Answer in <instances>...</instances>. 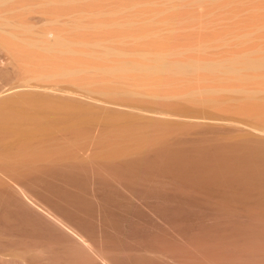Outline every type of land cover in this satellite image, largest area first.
Instances as JSON below:
<instances>
[{"label":"rangeland","instance_id":"obj_1","mask_svg":"<svg viewBox=\"0 0 264 264\" xmlns=\"http://www.w3.org/2000/svg\"><path fill=\"white\" fill-rule=\"evenodd\" d=\"M157 52L161 56V52L166 54L161 59ZM174 55L178 56L177 59ZM156 57L159 61L156 59L154 62L153 59ZM191 58L194 59L191 61ZM123 59L128 62L130 60L129 64L133 63L134 68L132 64L129 65L132 66V70L131 68L127 70L122 65ZM261 59L264 60V0H0V99L4 97L3 104L12 95L17 98L20 97L19 93L23 95L25 94L23 92H26L39 97L41 95L42 98L51 97L52 102L56 100V103L57 100L59 102L68 100L69 104L73 101L72 106L86 105L97 112L94 116L96 119L83 134L58 128L51 145L48 142L47 146L46 143L43 145V141L40 140L33 141L34 147L39 146L40 143L42 145L40 144L37 150L32 145L33 152H30L32 156L29 151L26 152L29 153L26 156L31 158H25V151L21 152L19 147L22 153V155L19 153L20 157L25 158L24 161L18 158L17 143L14 146L13 144L7 146L8 152H0L4 154V156L1 154L2 159H0V264H48L51 258L53 259L54 248L57 247L60 249L59 255H65L66 252L63 251L69 252L75 248L83 250L85 254H93L96 248L93 242L69 217L65 209L67 203L61 193H58V189L52 188L49 184L57 183L54 186L78 193L81 197L92 199L99 204L96 181L99 172L108 175L112 184L125 198L150 214L154 221L160 222L174 239L175 244L183 246V248L177 246L172 248L175 244L169 243L168 246L173 249L171 252L168 246V252L163 251L166 247L162 249L158 246L159 250L145 248L144 252L156 258L161 264H264L263 204L248 198L242 205L244 210L235 218L236 223L241 224L240 228L242 227L243 232H239L240 235L233 229H230L232 234L235 233L233 235L224 233V231L228 232L230 227L217 211H211L212 209L209 208L206 210L209 214L203 209L199 210L201 207L199 208L198 205L196 207L192 204V209L198 208L197 212L200 214L198 219H196L198 214L193 217L197 220L196 223L202 218L201 224L207 223V226L210 225L209 229L212 227L206 237L211 236L210 234L215 236L213 234L216 231L213 232L215 228H219V225L220 233L225 234V237H222L218 229L216 235L219 234V238L203 236L204 239L195 240L193 237L181 236L175 232L148 203L141 200L131 188L109 172L110 168L103 165L107 158V147L110 143L114 144L111 142V136L116 135L115 130L118 126L116 127L115 124L122 122L120 118L124 114L128 116L122 117L123 121H130L133 125L138 124L141 134L145 131L143 135L149 134L147 131L153 127L149 123H154V120H159L158 122L164 120L163 123L170 125L175 123L172 124L174 127L171 125L170 128H164V132L156 129L160 135L162 132L165 138H168L167 134L171 136L172 132L173 140L177 142L180 139L184 145L191 142L264 144V61L262 62ZM198 60L203 61L201 65H204V68L193 64L195 68L200 69L195 71L198 73H190L195 70L193 66L190 67L191 64L194 61L197 63ZM231 60L232 63H237L235 65L237 73H234L235 70H231L233 72L225 70L226 66L231 65ZM245 60L253 62V67L250 64L245 65ZM253 60H256L255 63ZM186 61H190V65L188 62L185 63ZM242 61L244 63H241ZM257 61L263 65L256 64ZM159 62H163L161 64L164 66V69L161 68L164 72L160 75L159 66L148 65L157 66ZM176 62L186 66L189 72L185 67L183 69L189 78L185 77L186 72L177 74L180 65ZM212 63H217L216 66L221 64V68L215 66L214 69ZM118 64L124 66V71H121V66L117 68ZM135 64L137 67L141 64L140 68L144 67L143 70L146 66L145 70L149 67V71L151 68L153 70L157 68L158 73L149 72L148 76L146 71L144 73L139 67L135 68ZM167 64L172 72L169 70L168 73V68L165 69ZM172 64L173 66L170 67ZM111 66H115L114 69L110 68ZM177 66L175 73L174 69ZM244 67L247 69L244 70ZM241 69L245 73H242ZM238 70H241V73ZM232 73L235 77L231 75ZM163 74L167 76L163 77ZM215 75H217L216 79H214ZM223 75L233 78L227 80ZM168 77L173 83L167 79ZM176 77L178 80L175 79ZM162 79L165 80L164 84ZM207 86L211 91L210 87H213L214 91L210 92ZM191 88L195 89L193 93L189 91ZM196 88L199 90L197 91ZM128 91H131V95ZM187 93L190 94L188 98ZM116 113L121 116L118 117L120 121L118 123L117 120L115 121ZM130 116L131 119H135V123ZM53 118L56 121L55 119H60L61 115H56V118L54 115ZM147 121H149L148 126L145 125ZM113 124L115 129L112 130ZM146 126L150 127L146 128L147 131ZM174 128H178L175 134L172 131ZM170 129L171 131L167 133ZM153 131L150 132L151 135L155 133L158 135L156 130ZM2 136L3 133L1 138ZM9 137L8 135L4 138L6 142L12 139V137L7 139ZM4 139H1L3 142L0 141L1 149L5 145ZM168 139L174 142L171 137ZM121 140H125L122 145L128 142L126 139L121 138ZM37 141L40 143L35 144ZM134 142H128V146L130 143L128 153L127 143L125 144L127 147L120 144L117 146L118 142L115 140L116 145L111 146L119 147L113 150L120 156L114 153L115 156L108 157V160L111 163L122 161L123 151L120 147H125L124 150L128 155L124 154L127 158L136 156L138 158L143 153L147 154L143 157L149 155L151 157L150 152L154 151L150 149L154 147L152 144V146L147 145L148 141L146 144L145 141L144 143L136 141V144ZM13 147L17 154L16 160L18 158L19 161L12 160L17 162L18 166L11 161ZM146 147V151L150 150L149 152H145ZM109 150L107 151L109 154L114 152L110 148ZM103 151L106 157L103 156ZM6 153L10 156L8 164L5 162ZM9 161L11 167L15 165L14 169L9 167ZM69 164L71 171L69 170V174L65 172L63 174V169L68 170ZM54 168L57 172L59 170L60 176L53 172ZM70 173L74 174L73 177L77 175L76 178H72ZM82 178L87 179V185L80 184L79 180ZM194 194L198 199L212 200V197L206 196L200 190H195ZM19 201L29 204L40 217L45 219V223L39 225L40 228L35 225L30 229L28 226L34 225L32 222L25 224V227L32 232L39 229L40 232H34L37 234L30 233L31 231L25 227L23 229H26L27 233L22 229L24 234L22 231L10 230L8 223H12L14 218H7L6 210L10 207L17 208ZM150 202L155 203L153 200ZM234 207L240 209L241 206L234 205ZM96 216H101L99 208ZM192 220L190 222L195 221ZM199 222L194 223L198 226ZM198 231L199 229H195L193 233ZM79 234L87 241L82 240ZM61 249L65 250L61 252ZM92 258L104 264L100 258L95 256Z\"/></svg>","mask_w":264,"mask_h":264},{"label":"bare ground","instance_id":"obj_2","mask_svg":"<svg viewBox=\"0 0 264 264\" xmlns=\"http://www.w3.org/2000/svg\"><path fill=\"white\" fill-rule=\"evenodd\" d=\"M61 45L62 44H60V46ZM50 47L52 49V46H50ZM44 53H46V52H44ZM151 53L153 54V52H151ZM157 53H158V55L161 56V54H159V52H157ZM161 53H162V56H161V59H162V57L164 58V55L166 53L165 54H164V52H161ZM177 57H176V59H177ZM157 58L158 57L153 59L154 62L156 61ZM151 59L152 58H150V60ZM193 59L191 58V61ZM123 60L125 62L124 61L123 62L120 61V62H122V65H124L125 68H127V70H129L132 66L134 68L133 63L129 64V62H131L130 60H129V62L125 59H123ZM157 60L159 61V59H157ZM165 61H166V59H165ZM233 61H235V59ZM245 61H246L245 65L250 64V66L253 67V62H248L247 60H245ZM255 61H254V63H255ZM261 61H262V59H261ZM127 62H128V65H127ZM187 62H188V65H190L189 64L190 61H186L185 63H187ZM219 62H221V61H219ZM230 62H231V65H229V63H227L229 66H226V68H225L226 71H227V69H228V71H231V70L234 71L235 70V65H237V63L236 62L232 63V60ZM258 62L259 61H257L256 64H260V65L262 64V63H258ZM161 63L163 64V62H161ZM161 63L159 62V65H157V66H155L154 64H148V65H151V66L153 65L154 67L159 66L158 71L160 69V71H159V75H160L161 72H164V70H163L164 66H162ZM201 63H203L202 60H198L197 63H196V61H194L190 67L193 66V68H195L193 64H198L197 66H199L200 68H204L203 67L204 65H201ZM241 63H244V61H242ZM141 64L138 65L140 71H142L144 68V67L142 69L140 68ZM173 64L170 65V67H172ZM176 64H178V63L176 62ZM209 64L207 66H209ZM216 64H213L214 69H215ZM122 65L118 64L117 68L119 66H121V69H122L121 71H124V66H122ZM129 65H132V66L130 67ZM167 65H166L167 67L165 69L168 68V70H167L168 73L170 71L172 72V70L169 69V64H167ZM178 65H180V64H178ZM151 66H150V68H151ZM219 66L217 65L216 67L221 68V66L220 67ZM250 66L248 67V70L250 69ZM113 67H115V66H113ZM113 67L111 66L110 68H113ZM136 67H137V65L135 64V68ZM146 67H145V69H146ZM184 67L186 68V66H184L183 64L180 65L179 68H178V66L175 67L176 68V69H174L175 73H176V70L178 68L177 74H180L179 72L185 74L186 71H184V69H183ZM205 67H206V65H205ZM245 67H247V66H245ZM245 67H244V70L247 69ZM148 68H147V70H145V69L143 70L144 73H145V71L147 72L148 76H149V72L158 73L156 70L157 68L155 70H153L151 68L150 71ZM161 68H163V69L161 70ZM200 68H195L194 72H190V73H198L195 71L200 69ZM210 68H212V67L210 66ZM218 68L216 69V73L218 71ZM131 70H132V68H131ZM185 70H187V68ZM225 70H224V72H225ZM241 70L240 71L238 70V72L241 73ZM107 71H108V68H107ZM213 71H215V70H213ZM222 71H223V68H222ZM233 71H231V72H233ZM173 73H174V71H173ZM234 73H237L236 70ZM234 73H232L231 75H233ZM242 73H245V72H243V70H242ZM112 74H114L113 71H112ZM167 74H166V76H167ZM152 75H154V74H152ZM168 75H171V73ZM164 76H165V74H163V77ZM223 76H225V75H223ZM169 77H171V76H169ZM169 77L167 79H169ZM185 77L189 78V76H187V72H186ZM215 77H217V75L214 76V79H216ZM173 78H174V76H173ZM228 78L230 79L233 77L229 76ZM228 78H227V80H228ZM242 78L244 80V77H242ZM154 79L156 80L157 77ZM159 79H161V78L159 77ZM164 79H166V78H164ZM164 79H162L164 81L163 84L165 83ZM175 79L178 80L177 77ZM246 79H247V75H246ZM169 80H170V82H172L171 79H169ZM223 80H226V79L224 78ZM246 81H248V80H246ZM166 83H168V81ZM235 84H236V82H235ZM230 85H232V84H230ZM237 86H236V88H237ZM210 88H212V91H214L213 87H210ZM201 89L203 90V88H201ZM191 90H192V92H191ZM194 90L195 89L191 88L189 91H190V93H193ZM198 90L199 89H197V91ZM205 90H207V89H205ZM208 90H209V87H208ZM209 91L212 92L211 90H209ZM128 92H129L128 94L131 95V91H128ZM196 92H194V94ZM206 92H208V91H206ZM23 93H25V94L21 95L22 93H19L20 97L17 96V98L15 95H12L13 96L12 99H11L12 96L10 98L8 96L9 99L5 102V104H3L4 101H2V99H4V97L0 99V101L2 103V104L0 103V141L3 142L1 139L6 138L8 135L10 137H12V139H10V137L7 138V139H10L9 141L7 140L9 143L6 142V139H4L5 142L3 144H5V145H4L3 149H1L2 143H0V145H1L0 149L2 150L0 152L7 151V149H9V148H7V146L9 147V145H11V144H13V146H14V144L17 143L18 147H16L17 148L16 150H19L18 158L22 155L21 152H24V151H25L24 153H25V158H26V157H28V155L26 156V154H29L32 151L31 150L32 145L34 147L33 141L40 140V141H43L42 142L43 145H44V143H46V146H47V142L51 145V143H53V140H54V134L56 133L58 128H60V130L63 129V131H64V129H65V131H66V129L67 130L70 129L71 132L83 134L87 131L90 124L92 122H94V119H96L94 116L97 114V112L94 109H92L91 107L88 108V106H86V105L85 106H83V105L82 106H79V105L78 106H76V105L72 106V103H74V102L71 101L72 103L69 104L68 100H67V102H65L66 100L65 101L60 100V102H59V100H57L58 103H56V100L55 101L53 100V102H54L53 103L51 97L49 98L48 96L42 95L44 97H47V98H42L40 94H39L40 95V97H39V96H35L34 94L33 95L30 93L26 94V92H23ZM133 94H134V92H133ZM197 94H199V93L197 92ZM186 95L188 98V95H190V94L187 93ZM207 95H208V93H207ZM248 96H250V95L248 94ZM5 98L7 99V97H5ZM190 100H193V99H190ZM207 100H208V97H207ZM62 101H64V103H62ZM38 102L40 103V105ZM36 103H38V104H36ZM205 103H208V102L205 101ZM59 114L61 115L60 119L56 118V115H59ZM54 115H55L56 121H54V118H53ZM119 115L120 114H117L116 115L117 119L115 118V121L117 120V123L120 122L118 120V117H121V116H119ZM125 115L128 116L127 114H124V115H122V117H124ZM122 117L120 118V119H122L121 120L122 122H120V124H115L116 127L118 126L115 130V133H116L115 136L116 137L114 135H113V137L111 136V140H112L111 142H114V144H115V140H116V142H118L117 146H118V144H120L121 146H126L125 145L126 143L128 146V142L140 141V142L144 143V141H145V144H146V141H148L147 145L152 144L154 147H150V149H151V151L154 150L153 152H155V153L150 152V153H152L151 157H150V155H149V157L148 156L143 157L146 154V153L145 154L143 153V155L141 157H138V158H136L137 156L127 158V156H125V154H127L126 151L124 150L125 147L124 148L120 147L121 150L123 151V152H121L123 154V157H121V158H123V159H121L122 161H119V162H113L112 161L113 163H111V161H109L108 159L111 158L114 155V153H117V151L115 152L113 150V148L119 149V147L111 146L113 143L112 144L110 143V145L108 144L109 146L107 147V149L109 150V148H110L111 151H114V152L109 154L107 152L108 150H106L107 158H106V161L103 165L108 167V169L110 168L109 172L112 175H115L116 177H118V179H120L121 181H123L129 188L132 189V191L141 200H143L145 203H148L150 205L151 209L153 211H155L156 214L161 219H163V221L165 223L169 224L174 229V231L177 232L179 235L187 236V237H193L195 240H199L200 238L204 239V237L208 238V237L218 236L219 234L216 235V233L218 232L217 231L218 229H219V233L221 232V229H220L221 226L219 225V220H217V225H219V228L216 229L214 227L215 230L213 233H215V231H216V233L213 235H215V236H212V234H210L211 236L208 235L206 237L205 235L209 233V231L211 230L212 227L209 229L208 227L210 225L207 226V223H206V225H204L205 223L201 224V221H203V220H201L202 218L199 219L200 222L198 221L200 224L198 226L196 225V224H198V222L196 223V221H197L196 219L200 218V214H198V212H197L198 208L192 209V204H195L193 206H196V207L198 205L199 208L201 207L199 210L203 209V211H205V212H208L206 210H208L209 208H210V210L212 209L211 211H213V210H214V212L217 211L219 213V215H221V217L224 218L225 222L227 221L226 222L227 224L226 223L225 224L229 225V227H230L229 228L227 226L229 228L230 232L224 231V233L225 234L226 233L232 234L231 230L233 229L234 231L236 230L235 233L237 232L239 235L243 231H241L242 227L240 228L241 224L239 225L238 223H236L235 218H237L239 216L238 214L242 213V211L244 210L242 208V205H244L247 202L248 198H253L258 204L264 205V144L261 145V143H255V144L239 143V145H234L232 143L230 144V143H224V142H217V143H213V144L191 142L187 145H184L181 143L180 139L177 142L175 141V139L173 140L172 132H171V136L170 135L168 136V134L167 135L165 134V135L168 138L171 137V139L174 142H170L169 139L165 138L164 134L162 133V132H164V128H170L173 125H175V123L174 124L172 123L173 125L171 124L172 125L171 126L170 124L163 123L164 120H161L162 122L161 121L158 122L159 120H154V123H149V121H147L145 125H147L149 123V125L152 124L153 127H151L150 131L149 130L147 131L146 128H148V129L150 128V127H147L148 126L147 125L145 127V130L147 132H149L150 135L149 134L143 135V133H145V131L143 130L144 132L141 134V131H139L140 129H138L140 126L138 127V124H136L134 122L135 119L132 118L133 119L132 122L135 123V125H133V123H130V121L129 122L123 121ZM128 118L129 117H127V119ZM130 119H131V116H130ZM150 122H152V121H150ZM112 123H113V120H112L111 124ZM115 125L113 124V126H111L112 130L115 129ZM136 125H137V127H135ZM141 127H143V126H141ZM178 127H179V125H178ZM152 128L154 131L152 130ZM156 128L159 131H160V129L162 130L161 135L158 133ZM176 129L178 130V128H176ZM176 129L175 128H174V130L172 129L174 134H175ZM155 130L157 131L158 135L156 133L154 135L153 134L151 135L150 132H152V131L155 132ZM117 131H120V132H117ZM170 131H171V129L167 133H169ZM180 132H182V131H180ZM1 133H3L2 138H1ZM117 133L120 134V136H118L119 138L117 137ZM113 134H114V132H113ZM55 137H56V135H55ZM121 138L126 139L128 142H125V144L122 145V142H124L125 140L122 141ZM117 140H119V141H117ZM40 141L35 142V144L40 143ZM10 142H12V143H10ZM119 142H121V143H119ZM42 143H40V144L42 145ZM40 144H39V146H40ZM131 145H133V144H131ZM147 145H145V146H147ZM35 146H37V145H35ZM39 146L34 147L35 150H37L39 148ZM129 146H130V143H129ZM129 146L127 147L128 148L127 152L129 151ZM138 146H139V143H138ZM19 147L21 149V152H20ZM33 147H32V149H33ZM41 147H42V149H45V148H43V146H41ZM13 150H14L13 153H11V151L9 150L10 151L9 153L13 154V157H15V158H13L11 155V161H14V160L17 161L18 158L16 160L17 154L15 153V147H13ZM146 150H147V147L145 149V152L150 151V150L149 151H146ZM28 151H29V153H26ZM50 151H51V149H50ZM104 151H103V156L106 157ZM3 153H5V152H3ZM3 153H0V155L2 154L4 156ZM14 153L16 154V156ZM35 153H37V152H35ZM122 154H121V156H122ZM2 155L0 156L1 157L0 159H2ZM115 155L120 156L118 153ZM5 156L7 158V161H5V162H6V164H8L7 163L8 157H10V156L8 153H6ZM31 156H32V154H31ZM124 156H125V158H124ZM22 157H24V154ZM25 158L22 159L20 157L19 159H21L20 161H22V160L24 161ZM28 158H31V157L29 156ZM12 159H14V160H12ZM11 161H9V167H11L10 166ZM1 162L4 163V160H2ZM15 164L18 166L17 162H15ZM71 164H69L67 166L68 170L63 169L64 171H62V173L65 172V173L69 174V172L71 171V168H69V166ZM4 165H5V163H4ZM22 165H23V163H22ZM14 166L15 165H13L11 168L14 169L15 168ZM17 166H16V168H18ZM72 166H74V164ZM55 168H57V166ZM60 171H61V169H60ZM53 172H55V174L57 175L59 173V170L57 172V169H55V171H53ZM62 173H61V176L64 177V175H62ZM70 174H71L72 178H76V176H77V175H75V177H73L74 174L73 175H72V173H70ZM65 176H67V175L65 174ZM86 181H87L86 178H82L79 180L80 184L82 183L81 185H85V184L87 185L88 181L87 182ZM96 181H97V192H98L99 198H100L99 204H97L92 199H87L85 197H81L78 193L76 194L75 192L73 193L72 191L64 190L63 188L61 189V187L59 185L58 186L60 188L57 187V185L54 186L57 183L53 182V184H52V182H50L49 185L50 186L52 185V188L58 189V193L60 192L61 196L66 201L67 206L65 209L68 211L69 217L77 224V226L84 233H86V235L89 236L90 240L93 242V245L96 248H94L95 252L91 255H88L87 253L85 254V252L83 250L82 251L76 250V248L71 249V251L69 250L70 253L67 252L68 250L63 251L65 249H61V252L62 251H63V253L66 252L65 255L62 254L64 256L63 257L62 255H59L61 253L59 252L60 249L57 247L56 249L54 248V250H53L54 256H52L53 259L51 258V262H49V263L51 264L53 261L52 264H61L62 262H64L62 264H80L82 262H84V263L87 262L88 264H102V263H100L97 260H94L92 258V256H95V257L100 258L104 264H161L156 258H154V257L152 258V257L148 256L146 254V252H144V250H145V248L146 249L147 248L157 249L158 246H160L162 249L164 247H166L163 249V251L168 252V250H167L168 244L172 243L174 245L175 243H174V239L168 234V231L166 230V228L163 227L160 222L154 221L150 214L143 211L133 201L125 198L124 195L121 193V191L112 184L111 179L108 175H106L102 172H99L97 175ZM195 190H200V191L204 192L206 196L212 197L211 198L212 200H210V199L209 200L198 199L194 194ZM204 199H207V198H204ZM151 200L155 201V203H151L150 202ZM234 205H239L241 207H239L240 209H237L234 207ZM98 208L100 209V212H101L100 217L96 216ZM6 212H7V214H6L7 218L8 217L14 218V219L12 218L13 219L12 223L11 222L8 223L10 230H12L13 232L14 231L15 232H21V231L23 232V230L26 231V229H23V227H25L26 226L25 224H27V223L31 224V222H32L34 224L32 226L29 225L28 226L29 228L34 227L35 225H36L35 227L38 226L37 228H40L39 225L45 223V219L40 217L29 204H27L23 201H19L17 208H11L10 207L6 210ZM196 214H198L199 216H197ZM194 215L197 216L196 219L193 218ZM203 215L205 216L204 213H203ZM219 215L216 214V217L217 216L219 217ZM189 216H191L190 221L192 220V218L195 221L192 220L193 222H190L188 220ZM32 219L35 222L32 221ZM219 219H220V217H219ZM221 220L222 219H220V221ZM215 224H216V222H215ZM213 225H214V223H213ZM28 227H25V228H28ZM29 228H28V230H29ZM32 229L34 231V228H32ZM195 229H199V231L196 233H193V231ZM222 230H223V228H222ZM29 231H31L30 233H32V234L35 231L40 232L39 229L35 230L34 232H32V230H29ZM29 231H28V233H29ZM26 233H27V231H26ZM222 233H220V234H222ZM235 233H233V234H235ZM23 234H24V232H23ZM34 234H37V233H34ZM225 234H222L223 236L222 235L221 236L225 237L224 236ZM244 234H245V232H244ZM79 236L82 240L87 241L83 235L79 234ZM249 236H248V238H249ZM218 238H219V236H218ZM39 241H40V239H39ZM176 246L183 248V246L178 245V244H175L174 246H172V248H174ZM168 247H170V246H168ZM172 248L170 247L171 250L169 249L170 250L169 252L173 251ZM159 249L160 248H158V250ZM56 250L59 253H57ZM81 255L83 257L82 258L83 261L80 259ZM84 258H85V261H84ZM78 260L81 262L79 263ZM84 263H82V264H84Z\"/></svg>","mask_w":264,"mask_h":264}]
</instances>
